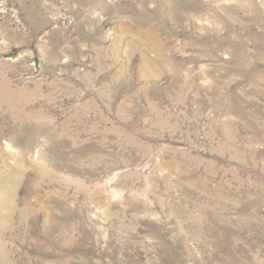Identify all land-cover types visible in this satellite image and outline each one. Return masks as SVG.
I'll return each mask as SVG.
<instances>
[{"label":"rangeland","instance_id":"rangeland-1","mask_svg":"<svg viewBox=\"0 0 264 264\" xmlns=\"http://www.w3.org/2000/svg\"><path fill=\"white\" fill-rule=\"evenodd\" d=\"M0 264H264V0H0Z\"/></svg>","mask_w":264,"mask_h":264}]
</instances>
